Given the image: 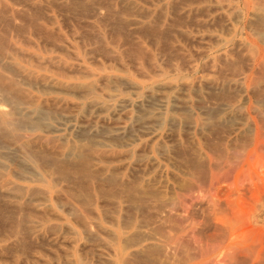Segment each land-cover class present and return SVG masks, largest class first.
<instances>
[{
  "label": "rangeland",
  "instance_id": "374dc122",
  "mask_svg": "<svg viewBox=\"0 0 264 264\" xmlns=\"http://www.w3.org/2000/svg\"><path fill=\"white\" fill-rule=\"evenodd\" d=\"M0 10V264H264V0Z\"/></svg>",
  "mask_w": 264,
  "mask_h": 264
},
{
  "label": "bare ground",
  "instance_id": "6f19581e",
  "mask_svg": "<svg viewBox=\"0 0 264 264\" xmlns=\"http://www.w3.org/2000/svg\"><path fill=\"white\" fill-rule=\"evenodd\" d=\"M2 1H3V0H2ZM78 1H79V0H78ZM4 2H5V1H4ZM4 2H3V3H4ZM25 2H26V1H25ZM242 2H243V1H242ZM27 3H28V2H27ZM4 4H5V3H4ZM17 4H18V3H17ZM29 4H30V3H29ZM29 4H28V5H29ZM242 4H243V3H242ZM21 5H22V3H21ZM21 5H19V6H21ZM50 5H51V4H50ZM243 5H244V4H243ZM2 6H4V5H2ZM6 6H8V5H6ZM6 6H4V7H6ZM30 6H31V4H30ZM46 6H47V5H46ZM225 6H226V5H225ZM244 6H245V5H244ZM4 7H3V8H4ZM9 7H10V6H9ZM23 7H24V5H23ZM112 7H113V6H112ZM21 8H22V7H21ZM37 8H38V7H37ZM45 8H46V7H45ZM99 8H100V7H99ZM127 8H128V7H127ZM72 9H73V7H72ZM177 9H178V8H177ZM19 10H21V9H19ZM19 10H17V11H19ZM26 10H27V9H26ZM203 10H204V9H203ZM0 12H3V11L0 10ZM21 12H22V11H21ZM31 12H32V11H31ZM31 12H30V13H31ZM33 12H34V11H33ZM94 12H95V11H94ZM95 13H96V12H95ZM251 13H252V12H251ZM0 14H2V13H0ZM14 14H15V13H14ZM14 14H13V15H14ZM31 14H32V13H31ZM37 14H38V13H37ZM111 14H112V13H111ZM255 14H256V13H255ZM205 15H206V14H205ZM0 16H1V15H0ZM18 16H19V15H18ZM236 16H240V15H236ZM27 17H28V16H27ZM37 17H38V16H37ZM259 17H260V16H259ZM259 17H258V20H259ZM5 18H6V17H5ZM21 18H22V17H21ZM30 18H31V17H30ZM35 18H36V17H35ZM15 19H16V18H15ZM18 19H19V17H18ZM32 19H33V18H32ZM233 19H235V18H233ZM0 20H1V19H0ZM258 20H257V21H258ZM260 20H261V19H260ZM11 21H12V20H11ZM14 21H15V20H13V22H14ZM130 21H131V20H130ZM133 21H134V20H133ZM133 21H132V22H133ZM251 21H252V20H251ZM255 21H256V20H255ZM255 21H253V22H255ZM7 22H8V21H7ZM21 22H22V20H21ZM128 22H129V21H128ZM132 22H131V23H132ZM135 22H136V20H135ZM258 22H259V23H258ZM258 22H255V23H256V24H257V23L260 24V21H258ZM0 23H1V22H0ZM24 23H28V22H24ZM251 23H252V22H251ZM251 23H250V25H251ZM5 24H6V23H5ZM7 24H8V23H7ZM15 24H16V23H15ZM17 24H18V23H17ZM20 24H22V23H20ZM157 24H158V23H157ZM157 24H156V25H157ZM256 24H255V25H256ZM258 24H257L256 26H259ZM261 24H262V23H261ZM18 25H19V24H18ZM11 26H12V25H11ZM11 26H10V27H11ZM42 26H43V25H42ZM261 26H262V25H261ZM261 26H259V27H261ZM25 27H27V26H25ZM155 27H156V26H155ZM2 28H3V27H2ZM13 28H15V27H13ZM124 28H125V27H124ZM144 28H145V27H144ZM157 28H158V27H157ZM263 28H264V27L262 26V29H263ZM5 29H7V28H5ZM16 29H17V28H16ZM125 29H126V28H125ZM158 29H159V28H158ZM165 29H166V28H165ZM1 30H2V29H1ZM17 30H19V29H17ZM21 30H22V29H21ZM27 30H28V28H27ZM176 30H177V29H176ZM259 30H261V29H259ZM2 31H3V30H2ZM119 31H120V30H119ZM7 32H8V29H7ZM19 32H21V31H19ZM9 33H10V30H9ZM15 33H16V32H15ZM15 33H14V34H15ZM155 33H156V32H155ZM256 33H257V32H256ZM3 34H5V33H2L1 35L3 36ZM16 34H17V33H16ZM16 34H15V35H16ZM20 34H21V33H20ZM20 34H19V36H20ZM40 34H41V33H40ZM95 34H96V33H95ZM259 34H261V35L264 37V33H259ZM5 35H6V34H5ZM9 35H10V34H9ZM9 35H8V36H9ZM96 36H97V35H96ZM0 37H1V36H0ZM4 37H5V36H4ZM7 38H9V37H7ZM7 38H6V39H7ZM44 38H45V37H44ZM102 38H103V37H102ZM1 39H3V38L1 37ZM51 39H52V38H51ZM263 39H264V38H263ZM45 40H46V39H45ZM0 41H1V40H0ZM100 41H101V40H100ZM3 42H4V41H2L1 43H3ZM1 43H0V44H1ZM4 43H5V42H4ZM12 43H13V42H11V44H12ZM240 44H241V43H240ZM3 45H4V44H3ZM3 45H1V46L3 47ZM5 45L8 46L7 43H5ZM12 45H13V44H12ZM12 45H11V46H12ZM98 46H99V45H98ZM4 47H5V46H4ZM8 47H10V42H9V46H8ZM14 47H15V46H14ZM237 47H238V46H236V49L238 50ZM1 49H3V48H1ZM5 49H6V48H5ZM5 49H4V50H5ZM16 49H18V48H16ZM242 49H243V48H242ZM258 49H259V53L261 54V55H260V61L264 63V51H263V49H261V47H258ZM12 50H13L14 52L16 51V50H14V48H13ZM19 50H20V49H19ZM245 50H246V49H245ZM0 51H1V50H0ZM89 51H90V50H89ZM96 51H97V50H96ZM2 52H3V51H1L0 54H1ZM19 52H20V51H19ZM112 52H113V51H112ZM234 52H235V50H234ZM4 53H5V52H4ZM4 55L7 57L6 54H4ZM140 56H141V55H140ZM1 57H2V58L0 59V62H1L2 59H3V55H1ZM6 57H4L3 60L8 61L7 58H9V56H8L7 58H6ZM10 57H11V56H10ZM223 60H224V59H223ZM209 62H210V61H209ZM225 62H226V61H225ZM225 62H224V63H225ZM227 62H228V61H227ZM7 63H9V62H6L5 64H7ZM2 64H4V63L2 62ZM5 64H4V65H5ZM255 64H256V63H255ZM4 65H2L3 68H5L6 70H8V69H9V68H8V64H7V68L4 67ZM2 66H1V64H0V67H2ZM5 66H6V65H5ZM3 68H2V69H3ZM263 68H264V67H263ZM5 69H4V70H5ZM260 69H262V68H260ZM4 70H3V71H4ZM11 70H15V69H11ZM16 70H17V69H16ZM17 71H18V70H17ZM217 71H218V70H217ZM221 71H222V70H221ZM223 71H224V70H223ZM260 71H261V70H260ZM219 72H220V71H219ZM4 73H5V74L3 75V73L0 71V82H2L1 80L6 79V77H8V78L11 77V74H9L10 76H7V75H8V74H6L7 72H4ZM20 73H22V72L20 71ZM5 75H6V76H5ZM18 75H19V74H18ZM18 75H17V74L15 75V73H14V76H16L15 79H16L17 81H15V79H13V78H12V79L9 78V79H10L9 81L11 82V84L18 85V86H20L21 82H22V83H25V84H28L26 81L29 82V80H26V81L24 80V79L27 78V77L24 76V77H25V78H24L23 75H22V76L19 75V76H20V77H19ZM261 75H262V74H261ZM3 76H4V77H3ZM12 76H13V74H12ZM17 76H18V77H17ZM26 76H27V75H26ZM262 76H263V75H262ZM22 77H23V78H22ZM17 78H18L19 80H18ZM20 78L23 79V81H21ZM7 80H8V79H7ZM5 81H6V80H5ZM3 82H4V81H3ZM5 83H6V82H5ZM9 84H10V83H9ZM9 84H8V85H9ZM14 85H13V88H15ZM43 86H44V85H43ZM214 86H215V85H214ZM8 87H9V86H8ZM11 87H12V86L10 85V89H11ZM20 87H21V86H20ZM20 87H19V88H20ZM45 87H46V86H45ZM19 88H18V89H19ZM226 88H227V87H226ZM3 89H5V88H3ZM10 89H9V91H8V89H7V91H6V90H3V91H2V90L0 89V90L2 91V93H1L2 98H4L5 101H9V102L13 103V104H12V110H11V111L14 110L13 105L15 106V108L18 109V110H17V109H16V110L19 111V108H22V105H23V102H24V101L22 102V101H21L22 98H18L19 96H15V95H13L14 92H17V89H16V88H15V89H11V90H14V92H11ZM218 89H219V88H218ZM231 90H232V89H231ZM18 91L20 92L21 90H18ZM19 92H17V94H18ZM22 92H23V91H22ZM229 92H230V91H229ZM261 93H262V92H261ZM19 95H21V94H19ZM23 95H24V94H23ZM213 95H214V94H213ZM213 95H212V96H213ZM223 95H224V94H223ZM234 95H235V94H234ZM262 95H263V94H262ZM217 96H218V95H217ZM255 96H256V95H255ZM263 96H264V95H263ZM26 97H27V96H26ZM258 97H259V96H258ZM225 98H226V97H225ZM228 98H229V97H228ZM6 99H7V100H6ZM31 100H32V99H31ZM211 100H212V99H211ZM28 101H29V100H28ZM33 101H34V100H33ZM24 103H26V102H24ZM211 107H212V106H211ZM217 107H218V106H217ZM10 108H11V107H10ZM219 108H220V107H219ZM23 109H24V108H23ZM20 110H21V109H20ZM4 111H5V110H3V109L0 107V124L2 123L1 125L4 124V121H3ZM46 111H47V110H46ZM7 112H8V114H9L10 111H7ZM13 112H14V111H13ZM58 112H59V111H58ZM235 112H236V111H235ZM5 114H6V113H5ZM11 114H12V113H11ZM5 117H6V116H5ZM13 118H14V117H13ZM24 121H25V120H24ZM25 122H26V121H25ZM27 123H28V122H27ZM59 123H60V122H59ZM8 124H9V123H8ZM1 125H0V126H1ZM4 125H5V124H4ZM215 131H216V130H215ZM5 132H6V131H5ZM211 132H212V131H211ZM1 138H2V137H1ZM1 138H0V139H1ZM217 139H218V138H217ZM220 139H221V137H220ZM1 140H2V139H1ZM5 143H6V142H5ZM9 144H10V143H9ZM15 144H16V143H15ZM33 144H34V143H33ZM4 145H5V144H4ZM11 145H12V144H11ZM45 146H46V145H45ZM0 149H1V148H0ZM14 149H15V148H14ZM32 149H33V148H32ZM38 149H39V148H38ZM40 149H41V148H40ZM40 149H39V151H41ZM16 150H17V149H16ZM34 150H35V149H34ZM36 151H37V150H36ZM39 151H38V152H39ZM48 151H49V149H48ZM48 151H47V152H48ZM0 152H3V151L0 150ZM49 152H50V151H49ZM55 152H56V151H55ZM57 152H58V151H57ZM84 152H85V151H84ZM50 154H51V153H50ZM56 154H57V153H56ZM43 155H44V154H43ZM9 156H10V154H9ZM49 156H50V155H49ZM49 156H48V157H49ZM51 156H52V155H51ZM83 156H84V155H83ZM91 156H92V155H91ZM10 157H12V156H10ZM38 157H39V155H38ZM55 157H56V156H55ZM88 157H89V156H88ZM17 158H18V161H19V162L24 163V164H27L28 161L30 160V158H29L27 155H26V156H25V155H24V156H21V155H20L19 157L17 156ZM39 158H40V157H39ZM51 158H52V157H51ZM53 158H54V157H53ZM86 158H87V156H86ZM92 158H94V157H92ZM97 158H98V157H97ZM97 158H96V159H97ZM6 159H7V158H6ZM54 159H55V158H54ZM98 159H99V158H98ZM46 160H47V159H46ZM81 160H82V159H81ZM87 160H88V159H87ZM87 160L84 161V157H83V161L86 163L85 165L88 164V162H86ZM89 160H90V158H89ZM72 162H74V160H72ZM81 162H82V161H81ZM90 162H91V160H90ZM16 163H17V162H16ZM31 163H32V162H31ZM75 163H76V162H75ZM24 164H23V165H24ZM23 165H22V166H23ZM28 165H29V163H28ZM75 165H76V164H75ZM77 165H78V164H77ZM81 165H82V164H80L79 167H81ZM85 165H84V166H85ZM89 165H90V164H89ZM29 166H30V165H29ZM14 167H16V166H14ZM20 167H21V166H20ZM85 167H86V166H85ZM70 168H71V167H70ZM82 168H83V167H82ZM42 169H43V168H42ZM83 169H84V168H83ZM99 169H101V168H99ZM43 170H44V169H43ZM47 170H48V169H47ZM86 170H87V169H86ZM97 170H98V169H96V171H97ZM56 171H57V170H56ZM87 171H88V170H87ZM94 171H95V170H94ZM94 171H92V172H94ZM45 172H46V171H45ZM60 172H62V171H60ZM64 172L67 173L66 170L63 171V173H64ZM69 172H70V171H69ZM90 172H91V171H90ZM71 173H72V172H71ZM75 174H76V173H75ZM84 174H86V173L84 172ZM93 174H94V173H93ZM90 182H91V181H90ZM107 186H108V185H107ZM75 189H76V188H75ZM22 190H24V189H22ZM104 190H105V189H104ZM118 191H119V190H118ZM82 196H83V195H82ZM33 197H34V196H33ZM81 200H82V199H81ZM5 203H6V202H5ZM6 204H7V203H6ZM5 206H6V205H5ZM7 207H8V206H7ZM10 207H11V206H10ZM32 208H33V207H32ZM4 209H5V208H4ZM23 210H24V207H23ZM7 211H8V210H7ZM11 212H13V211H11ZM14 212H15V210H14ZM38 212H39V211H38ZM76 212H77V211H76ZM46 213H47V212H46ZM48 213H49V212H48ZM8 216H10V215H8ZM24 216H25V215H24ZM45 216H46V215H45ZM177 222H178V221H177ZM8 226H9V225H8ZM11 227H13V225H12ZM21 228H22V227H21ZM16 229H17V228H16ZM23 229H24V228H23ZM25 229H26V227H25ZM27 232H28V231H27ZM25 234H26V231H25ZM26 235H27V234H26ZM26 235H25V237H26ZM28 235H29V234H28ZM29 237H30V236H29ZM19 238H20V237H19ZM27 238H28V237H26V239H27ZM21 241H22V240H21ZM23 242H24V241H23ZM179 243H180V242H179ZM184 249H185V248H184Z\"/></svg>",
  "mask_w": 264,
  "mask_h": 264
}]
</instances>
